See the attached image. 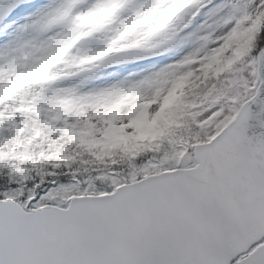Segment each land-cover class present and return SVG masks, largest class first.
I'll use <instances>...</instances> for the list:
<instances>
[{"label":"snow or ice","instance_id":"6c2138e0","mask_svg":"<svg viewBox=\"0 0 264 264\" xmlns=\"http://www.w3.org/2000/svg\"><path fill=\"white\" fill-rule=\"evenodd\" d=\"M0 264H264V0H0Z\"/></svg>","mask_w":264,"mask_h":264}]
</instances>
